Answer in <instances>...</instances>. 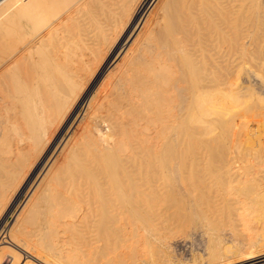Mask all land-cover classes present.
<instances>
[{
    "label": "bare ground",
    "instance_id": "obj_1",
    "mask_svg": "<svg viewBox=\"0 0 264 264\" xmlns=\"http://www.w3.org/2000/svg\"><path fill=\"white\" fill-rule=\"evenodd\" d=\"M260 1L0 0V264H147L175 228L207 264L264 256L261 143L231 115L227 152L199 146L243 100Z\"/></svg>",
    "mask_w": 264,
    "mask_h": 264
},
{
    "label": "rangeland",
    "instance_id": "obj_2",
    "mask_svg": "<svg viewBox=\"0 0 264 264\" xmlns=\"http://www.w3.org/2000/svg\"><path fill=\"white\" fill-rule=\"evenodd\" d=\"M260 2H262L261 3V7L262 8L260 7L261 8L260 12L262 14L264 12V9H263L264 8V0H261ZM248 29H249V33H250L251 32V27L248 28ZM263 32H264V29H263ZM123 42H125V41H123ZM129 44H131V43L130 42L127 43V45H129ZM123 49H121V54L123 52ZM250 50H252V52L249 53V56H248V61L249 62L247 61V64H246V69L247 70L245 69L246 71L241 74L242 76L239 79L240 83L241 82L244 83V84H242V86L246 85L245 88H243L240 91L241 94L243 92L242 97H240V98L243 99L246 103L243 100L242 101L239 100V103L241 104V106H240V104H237V108H235V107H231V105L229 104V105L223 106L221 108V110L216 111L217 113L215 112V115H216L215 118L216 119H215L214 123L210 126L212 131H210L209 135H207V136L205 135L203 137V138H205V137L209 136L207 138L209 140H207L205 138V139H203V142L199 145V146L202 147L201 149H202L203 152L206 151L208 146L209 147L211 146L210 148L212 149V150L211 149H207L209 152H213L214 150L215 151L219 150V152H222V154L227 152L228 138H229L228 134H229V131H231V123H230L229 119L231 118V115H233V116H235V120H237V122L241 121L239 119H242V121H244V122H246L245 120L248 121V122L245 123V125L248 123L247 124L248 126L246 125V127L248 129L246 128L245 131L247 130V132L248 131L249 132L248 133L245 132V135L246 136L250 135V137L248 136L249 139H246V141L244 139L243 143H246L244 145L247 146V147H245L244 145H241L242 148L245 147V149L247 150V149H250V147H252L251 145L254 146V144H256V142H260L261 143V148H258V150H259L260 155L264 157V37H263V39L260 40L259 44L255 48H254V46H251ZM118 55L116 57H113V58H114L115 61L117 59V61L119 62V60L122 57V55H120V54H118ZM113 58L111 59L112 61L110 60L111 62H109V64H108L109 67L107 66L104 69V71L102 72L101 76H103L106 73L108 74L113 69V66H115V64H116V63H114L115 61L113 60ZM110 64H111V66H110ZM234 79H236V78H234ZM240 80H242V81H240ZM99 82H100L99 80L96 82V86H97V84H99ZM94 88H95V86H94ZM261 99L263 101H261ZM245 104H247V105H245ZM239 106H240V108H239ZM241 107H243V108H241ZM242 116H244V118ZM81 117L79 119L77 118L75 120V122L73 123V125L71 127L72 130H74L76 128L77 124L80 122ZM257 119H258V123H257ZM232 120H233V118H232ZM260 121H261V124H260ZM71 122H69L68 125L71 124ZM257 124H259V125H257ZM68 125L65 128L64 136H65V132L67 131ZM74 125H76V126H74ZM66 134H67L66 136H68V133H66ZM246 136H244L243 138H246ZM215 145H218L217 149H214L215 147H213V146H215ZM255 150L258 153V150L257 149H255ZM196 151H194V153ZM243 151H244V149H243ZM57 152H58V150H56V154H57ZM244 152H246V151H244ZM49 155H48V157H49ZM43 164H42V166H43ZM262 175H263L262 176L263 180H261L262 182H259V185H260V188H261L262 192L258 189V187L256 185H253L251 183H247V187H246V193L249 196H251V197L255 196L252 199L251 203H252L253 208L257 211V213L259 215V219H260V223H261L260 228L264 227V174H262ZM28 186H30V185H28ZM258 192H261V196L256 194ZM27 194H26V192H23V194L18 199L16 204L18 205V203L20 204V202H21V205H22L24 203L23 200L24 201L26 200L25 197L27 196ZM21 199H22V201H21ZM229 202L230 201H228V203ZM222 205H224V204L222 203ZM14 209H15V207H14ZM13 210H12V212H13ZM18 210L19 209H16L14 211L13 215H11V214L9 215L10 218L8 217V220L11 219L10 221H8L9 223L13 222L14 216L16 214L15 212L18 211ZM226 218H228V217H226ZM226 218H224V219L226 220ZM227 222H228V224H230L229 223L230 221H227ZM227 222H225V223L227 224ZM175 229H174V231H173V229H171V232H170L169 229H168L169 232H168L167 229L164 230L165 232L162 230V232H160V235H161L160 237L157 234L158 236L156 235V237L149 238V243L151 242L149 249L153 246L154 243H155V245H154L155 247H152V249H150V251H149V252L152 251L150 254H151V256H153V255L154 256L151 257L149 255L151 258L150 257L148 258V263L155 262L154 264H164V262H165V264H167L166 260H164V258H166V257L171 258V257L174 256L173 258H171V260L172 259L173 260L174 259L178 260L180 257H182V259H183L182 262H184L186 264H194L195 262H196L195 264H203V263L207 264L206 260H203V259H205L208 256L206 254V240H205V238H203V236H201V234H199L200 232L199 231L195 232V230H192V229L190 230V228L187 229L188 231H186V230L185 231H181L183 228H179V229H176V230ZM198 230H200V229H198ZM191 231H194V232L191 233ZM166 232H168V234L170 233L171 235L169 236ZM174 232L176 234H174ZM181 232H182L183 236H182ZM184 232H186V234H184ZM187 232H190V233L187 234ZM172 233H173V235H172ZM191 234H193V235H191ZM166 235L168 236V239H167ZM185 235H187L189 237H187ZM163 237L165 239H163ZM239 237H241V236L239 235ZM163 242L168 245L167 248H164L166 246V244H164ZM190 242L194 243V246H193L194 250L190 246L191 245ZM169 243L171 244L170 246H169ZM157 246L159 247V249H158ZM173 247L174 248L176 247V249H173ZM162 249H164V250L167 249V250L164 251ZM172 249H173V251H172ZM158 251H160V252H158ZM156 252H158V253H156ZM169 253L172 255L171 257H170ZM192 253H194V254L192 255ZM155 254H156V256H155ZM29 256H31V255H29ZM162 256H163V258H162ZM159 257L162 258L163 260L160 259Z\"/></svg>",
    "mask_w": 264,
    "mask_h": 264
},
{
    "label": "built area",
    "instance_id": "obj_3",
    "mask_svg": "<svg viewBox=\"0 0 264 264\" xmlns=\"http://www.w3.org/2000/svg\"><path fill=\"white\" fill-rule=\"evenodd\" d=\"M235 264H264V256L251 260V261L240 262V263H235Z\"/></svg>",
    "mask_w": 264,
    "mask_h": 264
}]
</instances>
